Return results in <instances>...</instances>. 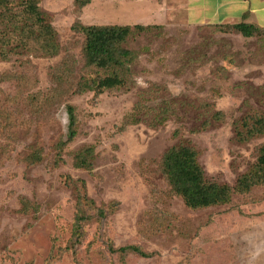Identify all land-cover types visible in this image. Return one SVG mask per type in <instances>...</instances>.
Masks as SVG:
<instances>
[{"label": "rangeland", "instance_id": "obj_1", "mask_svg": "<svg viewBox=\"0 0 264 264\" xmlns=\"http://www.w3.org/2000/svg\"><path fill=\"white\" fill-rule=\"evenodd\" d=\"M37 1L53 48L0 44V264H264V180L236 191L264 149V30L190 24L184 0H167L165 19L161 0ZM75 23L160 26L134 29L130 55L104 69L86 64ZM113 71L120 85L81 90ZM67 104L76 135L61 144ZM178 145L235 189L228 203L190 209L171 189L161 159ZM78 199L90 218L77 236ZM125 245L146 256L109 250Z\"/></svg>", "mask_w": 264, "mask_h": 264}, {"label": "trees", "instance_id": "obj_2", "mask_svg": "<svg viewBox=\"0 0 264 264\" xmlns=\"http://www.w3.org/2000/svg\"><path fill=\"white\" fill-rule=\"evenodd\" d=\"M90 0H74L77 8L89 3ZM1 4V2H0ZM1 6V5H0ZM2 22L9 26L8 35L0 36V44L10 38L18 42V47L26 46L30 41L38 43L41 49L53 48L55 42V31L47 19L46 13L40 9L37 0H26L21 9L5 10L0 12ZM225 25L229 30H234L245 37L252 36L258 31L264 30L255 24L233 23V24H214ZM149 26L135 24H112V25H83L75 23L72 28L84 36L83 54L87 65H94L99 68L111 69L121 66L125 58L130 55V51L122 48L121 43L126 40L130 33L136 30H144ZM3 51H0L2 54ZM6 53V52H4ZM5 56V55H4ZM3 56V57H4ZM121 78L114 71L97 80L83 83L81 90H93L95 94L120 85ZM67 114V137L65 144L71 141L76 135V114L75 108L71 104L66 105ZM255 131L264 133V117L255 121ZM80 162H84L81 161ZM79 162L77 161V164ZM163 174L171 186V189L178 194L184 204L190 209L206 208L218 206L230 201L235 189L226 184L208 182L205 180L203 170L197 161V154L188 145H178L168 148L161 159ZM259 169L252 175H243L237 181L236 191L245 193L252 185L264 180V149L258 159ZM77 214L73 225V232L80 234L81 223L90 217L83 213L81 200H77ZM98 214L104 213L98 209ZM112 252H137L142 256L146 254L135 245H125L117 248L109 247Z\"/></svg>", "mask_w": 264, "mask_h": 264}, {"label": "crops", "instance_id": "obj_3", "mask_svg": "<svg viewBox=\"0 0 264 264\" xmlns=\"http://www.w3.org/2000/svg\"><path fill=\"white\" fill-rule=\"evenodd\" d=\"M184 2L186 20L193 25L244 22L264 28V0H184ZM157 5L159 8L163 7L165 19L170 8L169 3L167 0H161Z\"/></svg>", "mask_w": 264, "mask_h": 264}]
</instances>
